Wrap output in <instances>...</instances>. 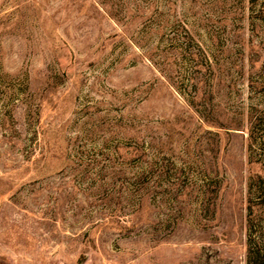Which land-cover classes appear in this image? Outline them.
Listing matches in <instances>:
<instances>
[{"label":"rangeland","instance_id":"rangeland-1","mask_svg":"<svg viewBox=\"0 0 264 264\" xmlns=\"http://www.w3.org/2000/svg\"><path fill=\"white\" fill-rule=\"evenodd\" d=\"M0 262L264 264V0H0Z\"/></svg>","mask_w":264,"mask_h":264},{"label":"trees","instance_id":"trees-1","mask_svg":"<svg viewBox=\"0 0 264 264\" xmlns=\"http://www.w3.org/2000/svg\"><path fill=\"white\" fill-rule=\"evenodd\" d=\"M251 1H253V0H251ZM0 264H3V263L0 262Z\"/></svg>","mask_w":264,"mask_h":264}]
</instances>
